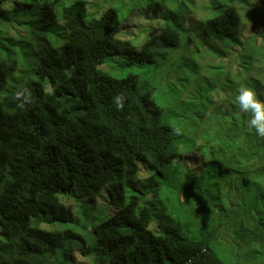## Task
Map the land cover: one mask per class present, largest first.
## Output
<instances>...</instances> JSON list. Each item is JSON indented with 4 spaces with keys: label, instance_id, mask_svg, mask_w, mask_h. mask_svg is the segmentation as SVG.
<instances>
[{
    "label": "trees",
    "instance_id": "obj_1",
    "mask_svg": "<svg viewBox=\"0 0 264 264\" xmlns=\"http://www.w3.org/2000/svg\"><path fill=\"white\" fill-rule=\"evenodd\" d=\"M7 1L0 0V264H76L80 250L94 264H263L264 139L232 101L240 84L264 94V0L239 2L259 23L248 37L234 0H208L209 15L189 27L193 0H170V9L161 0L148 10L165 9L164 36L140 47L120 32L147 0H105L100 16L87 0ZM122 3L131 7L121 17L109 4ZM108 60L164 67L142 82L137 73L102 70ZM24 87L33 103L20 109L15 93ZM157 87L173 102L161 105ZM190 153L202 160L198 180L188 175L177 191L196 196L199 230L197 218L181 221L186 204L177 217L162 196L170 181L185 180L177 174ZM220 242L237 262L219 257Z\"/></svg>",
    "mask_w": 264,
    "mask_h": 264
},
{
    "label": "rangeland",
    "instance_id": "obj_2",
    "mask_svg": "<svg viewBox=\"0 0 264 264\" xmlns=\"http://www.w3.org/2000/svg\"><path fill=\"white\" fill-rule=\"evenodd\" d=\"M13 0H8L6 3L11 5V2ZM88 1V7L90 9H94L97 12V16H100L101 13H103V11L106 9V4L104 5L105 0H87ZM161 2V0H156V1H146V4H141L143 5V9H138L128 20V26L123 28L120 32V36L123 39H129L132 40V42L135 45H138V47H140V45L149 37L152 36V34H155L156 32L158 33V35H160L161 37L164 36L163 34V29L162 27H164V21H162V15L163 12H165V9H162V6H159L157 8H155V10L150 11L148 10L149 6H154L156 5L158 2ZM242 0H234V5L236 6V8L238 9V11L241 13L242 15V20H243V28H244V33H246L247 37L252 33V31L256 28V26L259 24L258 22L255 24V21L253 19H251L249 17V14L247 13H242L240 6H239V2ZM191 0H189V3L191 4ZM193 2L195 4H191V5H196V9L197 11L194 12V14H192L191 16L187 17L184 20V24L186 23V26L189 27V23L193 24L194 23H200L201 20H203V17H206L209 15V3L208 0H193ZM127 3V2H126ZM112 5L113 7H116L118 9H120V16L122 17L127 10L131 7V4H109ZM129 5V7H127ZM174 6V4H170V0H167V7L170 9ZM260 6V5H259ZM127 7V8H126ZM140 8V7H139ZM145 9V10H144ZM192 21V22H190ZM191 33L194 34L195 38L197 41H200V37L197 36L196 31L191 30ZM166 44L165 48L167 49H173V43H171L172 41L169 40L168 38H166ZM160 42L164 43L163 39H160ZM174 55H176L177 53H180V50L178 49L177 51L174 50ZM182 52V51H181ZM187 56H189L188 52ZM120 55V54H117ZM205 60V59H204ZM207 62H211L210 60H208V58H206ZM218 60L216 59V57L213 59V61L211 63L215 64ZM227 65L230 66L232 59L231 58H227L225 59ZM161 63V61H160ZM194 62H191V66H193ZM107 66H110V69H108V72L112 75H114L115 77H123L126 76L129 73H137L141 76V81L142 82H149L150 80L155 79V77L161 72L162 74V68L164 67L161 64H158L156 62L153 63H144V64H131V65H120L119 66L115 63L114 60H108L105 65L101 66V69L104 71H107ZM158 79V78H156ZM192 86H195L194 84L191 85L189 88H191ZM162 88V87H161ZM160 87H157V89L153 92L155 98L157 99V101L163 105L166 106L168 103L173 102L174 100V95L171 94L170 92L165 91L164 89H161ZM191 89L188 90V93H190ZM230 91L227 89L222 90L221 92V98L223 97H227L229 95ZM187 92H184V96L186 97ZM183 159L185 161H188L186 163H189L187 166H185L183 169H181L182 167H180V171L179 174H177L179 177H182L183 181L179 182L174 180V181H170L163 189L162 191V196L164 197V200L167 202L170 210L174 213L173 215L179 217V211L182 210V208H179V204L183 203L186 204L185 206H187L189 208V210L187 212H185V214H183L180 219L183 223H192L194 221L195 218H197L198 221L195 222L196 225V229L199 230V226L202 227L204 226L203 224H201V222H199V216L198 215H194L193 214V206H195L197 208V204H196V199L192 198L191 193L186 191L187 188L183 191H177L178 188H184L186 186V180L188 181V175L190 176V179L194 180H198V172L196 171V168H200L201 164H202V160L200 159V155L197 153H190V154H185L183 156ZM143 161L139 162V167L141 168V170L144 169V166L142 165ZM172 166V164H171ZM171 168V167H170ZM184 171L186 173H184ZM205 181L206 178H205ZM198 186L202 189L203 187L207 188V184L206 182L202 181L200 184H198ZM109 196L108 191L105 190V193H103L100 198L98 199V204L99 206L103 205L104 202V197ZM103 199V200H102ZM192 199V200H191ZM184 201H186L187 203H184ZM81 206V204L76 203L74 204V209L77 211H81L82 209H79V207ZM104 212V211H103ZM103 212H101L103 214ZM99 214V213H98ZM101 214V216H102ZM95 218V217H93ZM93 223L95 220H92ZM194 224V223H193ZM92 223L89 224V226L92 227ZM229 226V225H227ZM221 228L223 229V232L221 234L222 237H224L226 240H230L231 237L227 235V229L225 224H223L221 226ZM151 229L153 230H158V227L155 224H151ZM88 232L92 234V231L90 230V228H87ZM88 242H90V239L87 238V242H86V247L88 246ZM221 245H218L216 247H213L214 250L217 252V254L219 255V257L224 260L226 263H229V260L231 262H237V257H235L234 255H232L230 253V251H226L224 246V242H220ZM214 246V245H213ZM77 263L76 264H94L93 261V255L90 253H85L82 252L81 250L77 253ZM264 264V257L262 258L261 261Z\"/></svg>",
    "mask_w": 264,
    "mask_h": 264
},
{
    "label": "clouds",
    "instance_id": "obj_3",
    "mask_svg": "<svg viewBox=\"0 0 264 264\" xmlns=\"http://www.w3.org/2000/svg\"><path fill=\"white\" fill-rule=\"evenodd\" d=\"M15 97L18 102L17 107L20 109H24L33 103L31 91L26 87L17 90ZM123 101V96L116 97L117 106L122 107ZM232 102L247 117L246 126L248 130L254 132L257 137L264 139V94L249 85L240 84ZM41 226L47 228L43 224ZM88 227L91 228V226Z\"/></svg>",
    "mask_w": 264,
    "mask_h": 264
}]
</instances>
